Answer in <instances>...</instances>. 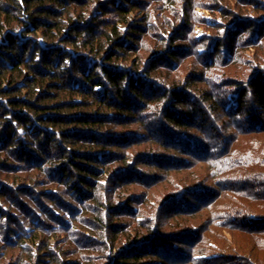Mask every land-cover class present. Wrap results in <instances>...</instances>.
Wrapping results in <instances>:
<instances>
[{"label": "trees", "instance_id": "1", "mask_svg": "<svg viewBox=\"0 0 264 264\" xmlns=\"http://www.w3.org/2000/svg\"><path fill=\"white\" fill-rule=\"evenodd\" d=\"M194 1L0 0V176L18 184L14 188L0 178V222L4 220L0 241L3 233L9 235L0 242V264L14 258L5 255L8 248L27 252V258L17 257L12 264H82L74 259L71 238L63 248L51 244L56 233L68 238L72 234L73 223L67 217L78 226L81 220L91 225L82 231L84 237L90 233L85 238L88 242L98 236L93 224L110 234L111 248L126 235L124 249L109 257L111 264H151V258L160 264H264V258H258L264 255V154L257 160L262 169L255 178L262 182L244 187L253 204L216 217L222 218L220 229L238 233L248 243L242 248L228 241L221 246L226 252L220 254L229 261L216 254L196 258L181 250L179 239L196 238L202 230H188L187 236L166 234L161 221L166 210L170 217L194 218L213 209L223 191L236 188L232 180L223 179L217 185L219 192L202 183L183 187L163 199L155 214L147 215L140 231L119 223L123 216H137L140 209L135 204L144 197L121 188L146 187L160 177L157 172L146 174L143 166L170 172L189 168L193 161L203 162L211 168L209 179L239 169V156L229 152L235 137L225 136L213 114L228 120L236 138L264 133V122L256 119L264 113V54L253 58L248 80L231 84L237 92L208 74L216 67L224 70L238 63L239 40L244 38L241 42L247 47L263 46L264 0H209L218 2L223 24L212 25L215 33L208 37V32L204 37L192 33L198 22L191 12L196 8ZM226 1L248 11L233 14L225 9ZM242 21L245 27L239 25ZM144 52L150 56L143 62ZM187 58L195 59L190 72L182 81L171 82L170 73ZM164 71L168 77L161 80ZM202 78L211 89L203 90L205 96L199 99L192 93L198 86L194 79ZM248 96L260 105L257 115L244 107ZM146 110L148 114L143 113ZM246 119L249 126H239ZM211 125L218 133L214 137ZM198 128L202 134L192 132ZM146 142L150 144L142 148ZM137 147L141 148L134 152ZM128 151L133 152L128 155ZM25 169L41 170L58 188L36 190V185L50 184H27L19 174ZM106 176L118 182L115 187L98 184ZM60 187L68 191L63 193ZM190 194L198 200L190 202ZM17 214L30 220L26 225L33 234L21 225ZM227 245L234 249L228 251ZM145 247L150 248L145 251Z\"/></svg>", "mask_w": 264, "mask_h": 264}, {"label": "rangeland", "instance_id": "2", "mask_svg": "<svg viewBox=\"0 0 264 264\" xmlns=\"http://www.w3.org/2000/svg\"><path fill=\"white\" fill-rule=\"evenodd\" d=\"M160 4H162V2H160ZM160 4H157V5H160ZM194 4H196V8H194V10H191V12H192V14H195L198 16V22L195 25V29L192 31V33L194 35H196V37H201V36L204 37V36H206L205 32H208L207 33V37H208L211 33L212 34L215 33L213 30H211L212 25H214L216 23L219 26H221L223 24L222 22L219 21L220 20L219 9H216L218 6V2L216 1V2L212 3L209 0H195ZM226 4L228 5L229 2L226 1ZM235 7H236L235 5L229 4L225 9H231L232 11H234L233 14H236V15H238V14L240 15V14H243L244 12L248 11V9L241 8L240 5H239V9H237ZM251 14H253V12H251ZM253 15H255V14H253ZM243 16H245V15H243ZM239 17H241V16H239ZM216 20H217V22H216ZM249 21H252V19H249ZM249 21H247V22H249ZM244 24H245V21H242L241 23H239L240 26H242V25L244 26ZM241 28L242 27H239V31H241L240 30ZM230 29H232V28H230ZM221 33H223V32L221 31ZM245 36H249V33L246 32ZM39 40L42 42L43 45L45 44L44 39H39ZM243 40H244V38H243ZM243 40L241 39L238 41V46H239V48L241 46V51L239 50L237 52L238 59L239 58L240 59H239L238 63H236V65H233V66L228 65L226 67V69H224V70H222L223 67L221 69L216 67L217 69L215 68L213 70H210V72L208 73L214 81L216 80L219 83L226 84L228 86V88H233L231 90H235L236 92L238 89L236 88V86H232V85H234L237 82L240 83V82H243L244 80H248L249 76L251 74V72H250L251 66H252L251 64H254L253 58L256 57L257 54L258 55L264 54V42L262 43V45H263L262 47L256 49L257 46H255V47H251V45L248 47L245 46L244 45L245 43L241 42ZM145 42L148 46L150 45L149 43H147V42H149V39H147ZM242 45L244 47H242ZM259 45L261 46V44H259ZM149 56H150L149 52H147V53L144 52L143 62L146 59H148ZM164 60H165V58H164ZM193 60H195V59L187 58L184 61H181V65L179 64V67L177 68V70L175 72L170 73L171 74L170 75L171 76V82L172 81L175 82L177 80L182 81V79L185 77V75L190 72L189 66H190V64H192ZM166 62L169 63V61H166ZM158 63H160V60L158 61ZM167 74H168V72L164 71V73H162L161 80L164 79L163 77H165V78H166V76L168 77ZM236 77H238L239 81L238 80L237 81L231 80V79H234ZM194 81L196 83L198 82V86L196 89H193L192 94H197L198 98H199V96H201V97L205 96V94L202 93L203 90L210 91L211 87L208 85V82H206L205 78H202L199 80L194 79ZM169 85H171V84H169ZM243 104H244V107L251 108L252 112L255 111L254 114H256V115L258 114V111H259L258 109L260 106V105H258V101H256L254 103L248 96L245 99ZM207 107L209 108V105H207ZM143 113L148 114L149 112L146 110ZM213 116L215 118H217L218 124L220 125V127L223 128V131H225V136L230 137V138L235 137L234 140L231 141L229 152H235L239 156V164H242V165H239V169L235 170V172L228 170L225 173H222V174L220 173L219 174L220 176L216 175L217 177L214 176L215 178L209 179L210 178L209 174L211 172V170H210L211 168L207 163H203V162L193 161L194 164L189 168H185V169L180 170V171H170V172H161V171H157L155 169H150V168L143 166V168H142L143 172H145L146 174L151 175V174L157 172V174H159L160 177L156 181V183H153L152 185H149L146 187L135 185V186L129 187L128 189L127 188H121V192L125 191V190H129V191L135 192L139 195L143 194L144 197H142L140 200V202L142 201L143 203L141 202L138 205L135 204V206L136 207L138 206L140 209V212L135 214L137 216H135L134 218H131V215L130 216H123L121 219H119V223L120 224L127 223V225L131 224V226H134L135 228L137 227V230L140 231V229H139L140 225L139 224L145 221V219L147 218V215L155 214L156 210H158V205H160L162 203L163 199L167 198L170 195H175V194L179 193L183 187H187L191 184L202 183V184H205L206 186H208V185L215 186L216 187L214 189L215 192H219L220 189H219V186H217V185L219 183H221V181H223V179L224 180L225 179L232 180L231 186H234V187L239 188V189L235 188L233 190L229 189L228 191L227 190L223 191L222 195L220 196V198H218V201L215 204L213 209L202 211L199 214H197L194 218H192V217L188 218L186 216L185 217H170L171 213L168 210H166L168 214L165 215L163 221H161V223L163 224L161 230L166 234L167 233L168 234L169 233H177V234L182 235V233L186 234L188 232V230L193 231V232L194 231L198 232V231L202 230V232H200V235H198V237H196V238H193L191 235L187 236V234H188L187 233L186 235H184V236H187L185 241H181L179 239L178 242H181V244H182L181 250H185V251L187 250L188 253L194 254L196 256V258H201V259L203 258V256L216 254V255H219V257L221 259H225L224 261H226V260H228L226 258V256L224 254L221 255L220 253L226 252V251H223L221 246L227 244V241H228V243H232V242L236 243L238 247L241 245V248L245 244H248V243L246 242L247 240H245L244 238H241V236L238 233H235L233 235L231 232H229L228 230H226L224 228L220 229L221 227L219 225L220 224L219 221H221L222 218L217 220L216 217L220 216L219 214H221V215L224 214L225 211H233V212L239 211L240 212L243 208H245V205L248 206V205L253 204L254 201L248 197L249 195H247V194H250L247 191L248 189H246L244 187H246V184L258 183L259 180H260L259 182H262L261 181L262 179H255V178L257 177V172L261 171L260 169H262L257 160H258V158H263V154H264L263 153L264 152V133L263 134L251 133L248 135H246V134L240 135L239 134V136L236 138L237 134L235 133V129L233 128V126L229 127L227 125L228 120L225 117H221L222 115L220 113H215V115L213 114ZM256 119L259 120L258 122H260V121L264 122V113L262 115L261 114L258 115V117H256ZM246 120H248V119H246ZM246 120L245 121L244 120L239 121V126H242V124H244V126L248 127L249 126V120L248 121H246ZM199 123L200 122H197L196 125H198ZM227 127H229V128H227ZM134 128H137V127H134ZM210 128H213L212 132H211V134H212L211 136H213V137L216 136L217 132H216V130H214V126L211 125ZM199 129L200 128L195 129L192 132L196 133V134H200V133L202 134V132H199ZM136 130H138V129H136ZM147 144H150V142L144 143L143 144L144 146L142 145L141 147L144 148ZM141 147H137V148L133 149V151L135 152L136 149L141 148ZM133 151H128L127 152V153H129L128 155H130V153ZM247 163H249V164H247ZM47 173H48L47 176L49 178L50 173L49 172H47ZM19 174L21 175V177L23 179L26 178L25 181L27 182V184H50V185H43V186L36 185L37 186L36 190L38 189L41 191L43 190L45 192H50L51 190L54 191L58 188V187H55L56 186L55 183H54L55 185H53V183H50L49 181H47V179H45V176L41 172V170L25 169V170L21 171ZM17 176H19V175H17ZM237 176H239V181H238L239 183L236 181V180H238ZM0 178H2L1 179L2 182L7 183V181H5V180H8L6 177L4 178V177L0 176ZM31 178H33L34 182H32V180H30ZM29 180H30V182H29ZM8 183L13 185L14 188L18 186V184L16 182H13L12 180H10ZM110 183H112V187H115L118 182L107 177V176L104 177V180H101L98 182V184H105V185L110 184ZM60 190H62L63 193L68 191V189L66 187H64V188L60 187ZM237 190L239 191V194H237V192H236ZM199 197H203V196L200 195ZM205 198L206 197H203L202 199H205ZM194 199H197V198H194V195L190 194L189 201L192 202ZM24 200L26 202H29L26 198ZM5 207L8 211L10 210L9 206L8 207L5 206ZM179 207H180V205H179ZM57 215L59 216L60 214L57 212ZM17 216L20 217V219L22 220L21 225H23V226H25L26 224H28L30 222V220H28V221L24 220L23 217H21L19 214H17ZM62 217H65V214H63ZM87 217H90V212L87 213ZM93 217L95 218L94 215H93ZM167 217H169V218H167ZM67 218H68L67 220H69V223H73L72 227H74V229L72 230V234H70V237L68 238V236L66 237L65 233H62V234L56 233L58 236L55 238L56 240H51V244H55L54 246L59 245L63 248V246H65L64 243L66 241L68 242L71 238L74 241L73 243L75 244L74 248L72 249V252L73 251L76 252L74 259L80 260L82 262V264H111V259L109 257H113L116 254H118V252L121 250L120 248H122L123 246L126 245V242H124V238L126 236L125 235V236H120V238H122V239L117 242V244L115 245V248H111L112 245H111L110 241L108 240V238H110V234L109 235L103 234L101 231H99L100 229L97 227V225H94V224L92 226V229L94 230V232H96V235L98 234V236H95L94 237L95 239L93 241L88 242L87 239H85V238L90 233L84 232L86 235L84 237V235L82 234V231H83V227L90 229L91 225L89 223L83 224L85 222V220L84 221L81 220V223L78 226L75 222H73V219H70L69 217H67ZM138 220H140V222ZM44 222H45V224H49V225L51 224L49 222L46 223V219H44ZM2 224H4V220H2V222H0V226ZM26 228L30 229V226L26 225ZM202 228H204V229H202ZM206 229H209V231L206 232ZM28 231H29V233H32V234L34 233L33 229H30ZM47 233L49 234V232H47ZM75 233H77V235ZM44 234H46V233H44ZM222 235H224L226 239L225 238L223 239ZM104 236H105L106 240H105ZM201 236L203 237V239L198 241ZM6 237L9 238V235L6 236V233H5V235L3 233L0 242L3 243V240L7 239ZM187 242H188V244H187ZM5 243L7 244L6 241H5ZM190 243H191V245H189ZM71 245H73V244H71ZM83 245H87V247H83ZM229 245L231 246V244H229ZM64 248H70L71 249L72 247L66 246ZM149 248L150 247H145L144 249H145V251H147ZM122 249H124V248H122ZM226 249H228V245L226 246ZM233 249H234V247L231 249L229 248L228 251L229 250L232 251ZM11 250H13V248H8L4 251L5 255H7V257L11 254L14 256V258L10 259L7 264H12L14 262H18L17 260L15 261V259H17V257L27 258V252L26 251H17V250L11 251ZM259 256H260V257H258L259 259L264 258V255L259 254ZM7 257L5 256L4 259H8ZM42 257H44V255ZM36 258L38 259V257H36ZM198 260H200V259H198ZM150 261H151V264H160V261L156 260V258H151ZM220 262H223V261H219V263ZM231 262H232V264H238L237 261H231ZM215 263L218 264V261H215ZM31 264H34V263H31ZM188 264H190V263H188Z\"/></svg>", "mask_w": 264, "mask_h": 264}]
</instances>
